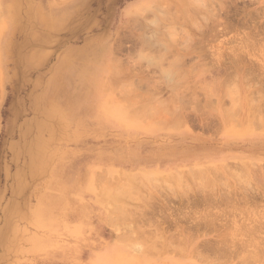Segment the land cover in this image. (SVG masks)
<instances>
[{"label": "rangeland", "instance_id": "1", "mask_svg": "<svg viewBox=\"0 0 264 264\" xmlns=\"http://www.w3.org/2000/svg\"><path fill=\"white\" fill-rule=\"evenodd\" d=\"M193 1L0 0V264H264V0Z\"/></svg>", "mask_w": 264, "mask_h": 264}, {"label": "bare ground", "instance_id": "2", "mask_svg": "<svg viewBox=\"0 0 264 264\" xmlns=\"http://www.w3.org/2000/svg\"><path fill=\"white\" fill-rule=\"evenodd\" d=\"M180 1H181V0H180ZM195 1H196V0H195ZM220 1H221V0H220ZM178 2H179V1H178ZM192 2H194V1L192 0ZM173 3H174V2H173ZM174 5H175V4H174ZM185 5H186V4H185ZM175 6H176V5H175ZM175 6H174V7H175ZM206 6H207V5H206ZM213 7H214V6H213ZM174 9H175V8H174ZM174 9H173V10H174ZM177 9H178V8H177ZM201 10H202V9H201ZM207 10H209V9H207ZM209 11H210V10H209ZM209 11H208V12H209ZM211 13H212V12H211ZM208 14H209V13H208ZM210 15H211V14H210ZM213 15H214V14H213ZM206 17H207V16H206ZM179 19H180V18H179ZM210 19H211V17H210ZM212 21H213V20H212ZM214 21H215V20H214ZM189 22H190V21H189ZM184 24H185V23H184ZM168 70H169V69H167V72H169ZM171 70H172V69H171ZM179 72H180V71H179ZM174 73H175V72H174ZM175 74L178 75L177 73H175ZM174 77H175V75H174ZM173 79H174V78H173ZM127 95H128V94H127ZM147 106H148V105H147ZM258 113H260V112H258ZM258 115H259V114H258ZM259 116H260V115H259ZM256 119H257V118H256ZM253 121H254V120H253ZM258 121H259V120H258ZM254 122H255V121H254ZM259 126H260V125H259ZM179 172H181V171H179ZM191 172H192V171H191ZM126 177H127V176H126ZM173 177H174V176H173ZM173 177H172V178H173ZM136 178H137V176H136ZM127 179H128V178H127ZM128 180H129V179H128ZM172 183H173V182H172ZM171 188H172V187H171ZM233 192H234V191H233ZM224 198H225V197H224ZM203 199H204V198H203ZM222 201H223V200H222ZM202 202H203V201H202ZM199 209H200V208H199ZM205 211H206V210H205ZM205 211H203V212H205ZM202 214H203V213H202ZM208 215H209V214H208ZM209 216H210V215H209ZM196 231H197V230H196ZM153 248H154V247H153ZM149 250H150V248H149Z\"/></svg>", "mask_w": 264, "mask_h": 264}]
</instances>
